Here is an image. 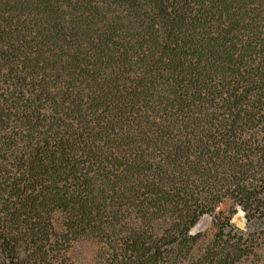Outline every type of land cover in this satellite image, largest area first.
Instances as JSON below:
<instances>
[{
	"label": "trees",
	"instance_id": "trees-1",
	"mask_svg": "<svg viewBox=\"0 0 264 264\" xmlns=\"http://www.w3.org/2000/svg\"><path fill=\"white\" fill-rule=\"evenodd\" d=\"M84 242L98 264L264 242V0H0V264Z\"/></svg>",
	"mask_w": 264,
	"mask_h": 264
},
{
	"label": "rangeland",
	"instance_id": "rangeland-1",
	"mask_svg": "<svg viewBox=\"0 0 264 264\" xmlns=\"http://www.w3.org/2000/svg\"><path fill=\"white\" fill-rule=\"evenodd\" d=\"M231 208L229 203L222 205L218 210L229 211ZM212 216L205 215L200 222L194 228V231H206L212 224ZM236 226L239 228H245L246 221L244 212L240 209L233 219ZM98 247L95 242H84L75 245L69 252L68 256L70 260L75 264H98L99 257L97 256ZM237 264H264V242L255 250L249 257L244 258Z\"/></svg>",
	"mask_w": 264,
	"mask_h": 264
}]
</instances>
